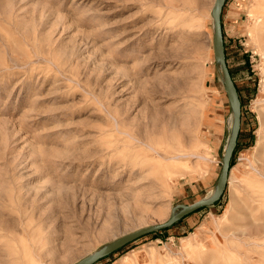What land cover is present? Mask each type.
Listing matches in <instances>:
<instances>
[{
  "label": "rangeland",
  "instance_id": "1",
  "mask_svg": "<svg viewBox=\"0 0 264 264\" xmlns=\"http://www.w3.org/2000/svg\"><path fill=\"white\" fill-rule=\"evenodd\" d=\"M212 3L0 0V264H74L210 194L232 124ZM254 5L225 0L220 14L241 103L223 194L93 264H264Z\"/></svg>",
  "mask_w": 264,
  "mask_h": 264
},
{
  "label": "water",
  "instance_id": "2",
  "mask_svg": "<svg viewBox=\"0 0 264 264\" xmlns=\"http://www.w3.org/2000/svg\"><path fill=\"white\" fill-rule=\"evenodd\" d=\"M224 1L225 0H213L210 11V15L212 17V49L214 58L217 62V66L220 71L222 84L227 96V101L232 111V124L226 144L221 155V167L213 191L211 192V194L196 199L193 202L187 204L179 203L174 205L170 210L169 216L164 221L142 226L125 234H122L107 242L102 247L94 250L90 254L79 259L74 264H93L98 259L110 254L111 252L124 246L132 240L147 233L166 228L172 225L175 221L184 217L185 215L195 211L196 209L202 206L211 205L223 194L227 183L228 171L230 168V159L236 145L241 121L240 98L236 85L227 65L224 39L222 34L220 14Z\"/></svg>",
  "mask_w": 264,
  "mask_h": 264
},
{
  "label": "bare ground",
  "instance_id": "3",
  "mask_svg": "<svg viewBox=\"0 0 264 264\" xmlns=\"http://www.w3.org/2000/svg\"><path fill=\"white\" fill-rule=\"evenodd\" d=\"M254 7L255 8H260V6H261V8H260V10H259V14L257 15V12L255 13L256 15H254L256 18H257V20L259 21V22H257V25L259 24L260 26H262V27H264V0H254ZM168 5H169V7H170V10H172V8H173V3H171V2H168ZM253 8V7H252ZM256 31H257V29H256ZM255 31V32H256ZM254 32V31H253ZM256 33H258V34H261V33H263V30H260V32H256ZM258 46V45H257ZM115 118V117H114ZM113 118V119H114ZM156 131V130H155ZM140 137V136H139ZM175 137L178 139V135H175ZM143 139V138H142ZM141 139V140H142ZM136 140V139H135ZM142 143V142H141ZM146 144V143H145ZM148 146V145H147ZM213 191V190H212ZM211 191V192H212ZM211 192H210V194H211ZM209 195V194H208ZM229 210V204L225 207V209H224V211H223V215H225L226 213H227V211ZM183 239V238H182ZM185 245V247H186V249H191L193 246V244H191V243H185L184 244ZM201 247H202V245H201ZM205 247V246H204ZM193 250V249H192ZM202 250V249H201ZM186 253H189L188 252V250L186 251Z\"/></svg>",
  "mask_w": 264,
  "mask_h": 264
},
{
  "label": "crops",
  "instance_id": "4",
  "mask_svg": "<svg viewBox=\"0 0 264 264\" xmlns=\"http://www.w3.org/2000/svg\"><path fill=\"white\" fill-rule=\"evenodd\" d=\"M218 200H219V199H217V200H216L215 202H213L211 205L216 204ZM208 206H209V205H208ZM202 207H205V206H202ZM201 209H202V208H201ZM199 210H200V209H198L197 211H199ZM197 211H193V212H191V213L185 215V216L182 217L181 219L175 221L173 224H175V223L179 224L180 222H183V221H187V220H189V218L192 217ZM173 224H172V225H173Z\"/></svg>",
  "mask_w": 264,
  "mask_h": 264
},
{
  "label": "trees",
  "instance_id": "5",
  "mask_svg": "<svg viewBox=\"0 0 264 264\" xmlns=\"http://www.w3.org/2000/svg\"><path fill=\"white\" fill-rule=\"evenodd\" d=\"M222 34H223V31H222ZM223 39H224V36H223ZM224 47H225V42H224ZM225 55H226V50H225ZM226 60H227V55H226ZM228 65V64H227ZM229 68V67H228ZM230 70V69H229ZM232 76V75H231ZM237 88V87H236ZM238 91V90H237ZM238 137V136H237ZM231 164H232V156H231V159H230V166H231ZM201 208H203V207H200V208H198V209H201ZM198 209H196L195 211H197ZM164 229V228H163ZM150 233H153V232H150ZM150 233H147V234H150ZM147 234H145V235H147ZM142 236H144V235H142ZM142 236H140V237H142ZM139 238V237H138ZM137 239V238H136ZM133 241V240H132ZM130 243V242H129ZM128 244V243H127ZM127 244H125V245H127ZM124 245V246H125ZM124 246H122V247H120V248H123ZM120 248H118V249H120ZM118 249H116L115 251H117ZM115 251H113V252H111L110 254H112V253H114ZM110 254H108V255H110ZM108 255H106V256H108ZM105 256V257H106Z\"/></svg>",
  "mask_w": 264,
  "mask_h": 264
}]
</instances>
